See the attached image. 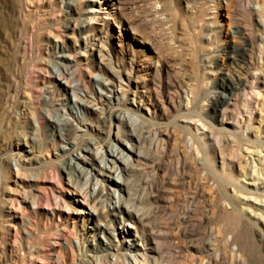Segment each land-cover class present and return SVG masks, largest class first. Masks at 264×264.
I'll list each match as a JSON object with an SVG mask.
<instances>
[{"label": "rangeland", "instance_id": "1", "mask_svg": "<svg viewBox=\"0 0 264 264\" xmlns=\"http://www.w3.org/2000/svg\"><path fill=\"white\" fill-rule=\"evenodd\" d=\"M248 8L254 19L258 6ZM250 24L233 0H0V264H235L217 242L219 191L190 154L183 126L194 130V121L183 108L204 72L208 100L242 98L238 85L255 61L243 35ZM204 105L217 125L221 108ZM64 128L75 146L59 139ZM109 144L126 161H114ZM95 148L127 180L138 218L115 203L126 190L109 184L115 173L102 170ZM220 152L228 171L233 144L214 150L216 166ZM68 155L91 170L88 181L68 178ZM93 183L107 203L89 196ZM246 229L247 264H264L263 242Z\"/></svg>", "mask_w": 264, "mask_h": 264}, {"label": "bare ground", "instance_id": "2", "mask_svg": "<svg viewBox=\"0 0 264 264\" xmlns=\"http://www.w3.org/2000/svg\"><path fill=\"white\" fill-rule=\"evenodd\" d=\"M225 1L227 4H231L232 2V0ZM233 1H235L238 9L251 23V29L245 34L243 33V35L250 40L249 45L253 47L251 55L255 58V61L252 62L253 67L247 69L245 79L238 85L239 92H242L243 96L240 99L237 98L232 103L229 99L218 101L208 100L210 98L209 95L213 92L209 89V76L204 72L201 79L202 84L193 92L192 108H188L187 103L183 108V116L187 120L191 119L194 121V130L190 127V123H186L183 128L187 135H189V141L191 142L189 146L190 154L193 155L194 161L199 156V164L206 174L205 179L212 182L210 185L212 189L219 191V204L222 207V211L216 215V221L218 223L217 231L220 236L217 242L224 248L229 247L227 249L231 252V256L235 257L233 263L247 264L248 257L252 254L254 248L248 240L246 227L255 230L261 242L264 244V99L261 89V85H264V46H262V42L264 41V0ZM249 3H254L258 6L254 19L251 18V11L248 8ZM207 23L210 27L214 25L211 21ZM211 29L216 39L219 36V32H216L213 28ZM9 49L14 51L11 47ZM15 55L16 53L12 52V55H9V57L12 56V59H15ZM212 57L209 56L203 59V61L205 60L204 70L207 71L210 69L209 74L213 72L209 67ZM6 68L8 71H12L9 63L6 64ZM53 71L60 74L56 66H54ZM71 89L75 93L76 85H73ZM103 96L110 104V96L106 94H103ZM213 97L214 95L211 96V98ZM204 101H209L214 109L221 108L222 119H220L217 125H215L214 119L203 110L205 106ZM75 102L85 106V102L81 98L76 99ZM239 104L242 105L245 116H241L242 113L238 109ZM108 108L109 112L114 109L113 106H109ZM226 116L232 117L233 121L231 124L225 123L224 117ZM126 117L128 120L132 119L131 116L127 115ZM50 121L53 122L54 120L50 119ZM54 122L60 126H65L68 123L65 117H58ZM144 122L145 120L143 119L139 121L141 124V132H143ZM254 124H256L255 127H253ZM110 130L111 121H109V134ZM67 132L68 129L66 130L65 128L64 132L59 131V139L69 146H72V144L75 146L76 143L66 137ZM93 140V138H90L88 144L93 146L95 144ZM223 140L227 144H233L234 148L233 162H227L229 166L228 171L224 170L226 161L221 152L219 154V164L217 166L215 164L214 150H220ZM60 147L65 154L69 153L67 152L68 150H71V148H66L62 145ZM108 149L109 156L113 157L114 161H126L127 155L118 150L115 145L110 146L109 144ZM83 150L90 152L88 145ZM95 151L97 152L96 154L100 153L98 163L102 170L114 174L116 172L114 169L115 162L107 159L101 152L97 151V148H95ZM81 159L83 162H86L84 157H81ZM62 163L65 164V168L63 169L70 179L72 175L74 179H78L80 173H83L85 181H88L89 177L93 176L90 169L79 166L70 155H68L67 161ZM108 163L113 164V167L107 166ZM72 168L77 173L79 172V174L74 175ZM91 169L94 170L93 167ZM127 183V180L120 178L117 173L109 181L110 185L126 190L127 198L121 200L119 196H115V203H120L121 207L126 208L129 217L134 218L135 216L138 218L143 214L142 212L144 210L140 207L129 208L128 202L131 195L129 190L131 188L128 187ZM95 185L96 183L91 185L89 196L94 201L100 200L101 202L107 203L108 196H103V193L99 189L95 191ZM107 188L110 190V187ZM115 207L113 205V208ZM132 213H134L133 216ZM229 235L230 240L228 239ZM250 259L252 258L250 257ZM256 263L254 262V264Z\"/></svg>", "mask_w": 264, "mask_h": 264}]
</instances>
